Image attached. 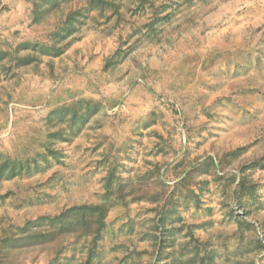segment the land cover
Masks as SVG:
<instances>
[{
    "label": "rangeland",
    "instance_id": "obj_1",
    "mask_svg": "<svg viewBox=\"0 0 264 264\" xmlns=\"http://www.w3.org/2000/svg\"><path fill=\"white\" fill-rule=\"evenodd\" d=\"M0 264H264V0H0Z\"/></svg>",
    "mask_w": 264,
    "mask_h": 264
}]
</instances>
